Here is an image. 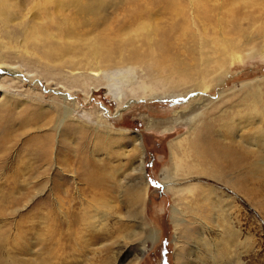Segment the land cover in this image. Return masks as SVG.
Segmentation results:
<instances>
[{
  "label": "rangeland",
  "instance_id": "rangeland-1",
  "mask_svg": "<svg viewBox=\"0 0 264 264\" xmlns=\"http://www.w3.org/2000/svg\"><path fill=\"white\" fill-rule=\"evenodd\" d=\"M250 2L258 4L251 6ZM193 9L198 16L197 24L202 21L208 25L204 36L219 40L224 34L227 41L239 46V56L242 57L241 60L236 58L221 79L211 84L210 90L198 99L189 101V95L162 91L143 98L138 86L146 81L144 73L137 69L134 74H125L112 65L108 69L110 74L114 72L111 75L115 78H101L91 84L88 100L78 83L67 91L59 86L71 100L79 102L81 110L88 113L86 117L91 116L89 120L95 119L93 115L98 110L101 115L109 116L103 118L104 124L101 121L88 122L82 123V127H72L68 120L65 134L69 139L58 140L54 127L64 109L60 101H51L56 94L45 89L56 90L51 83L55 80L66 84L58 75L60 71L37 65L36 59L29 57L34 63L30 69L35 71L40 67L42 79L4 85L11 96L8 104L0 97V264H101L104 260L109 264L113 249L118 247L112 236L129 225L137 231V245L146 239V224L156 226L161 231V238L146 253L141 264H177L173 241L175 229L171 219L175 202L162 183L169 178L168 169L172 168L169 144L182 136L188 130L187 124L196 117L186 118L184 123H188L184 124L176 112L188 114L193 104H203L208 99L221 101L224 104L204 114L213 121V124L210 121L206 124V133L214 137V130L223 123L220 108L227 109V117H232L239 105L250 104L252 95L261 87L264 90V82L255 83L264 78V0H193V5L189 0H124L111 10L108 22L97 26L80 27L84 26L83 21L74 18L78 32L87 35L108 29L107 34L121 36L145 21L160 24L161 35L154 40V52L150 57L166 50L170 63L174 64L175 56H178L177 41L185 34L195 33L194 25L189 23ZM177 14L179 18L175 16ZM47 27L52 28V25L47 23ZM197 27L200 29L201 23ZM221 28L222 34L219 32ZM22 40V37L18 39L19 44ZM255 41L258 42L257 49L253 48ZM250 82L255 84L248 86ZM119 100L129 103L120 113L117 112ZM168 120L173 123L163 124ZM156 121L160 122L159 125ZM125 129L127 134L120 137L119 130ZM105 133L113 135L109 142ZM135 135L143 137L146 151L147 221L138 216L139 222L143 223L141 226L120 222L112 213L110 229L96 228L94 222L103 217L97 215V209L93 205L90 207L89 203L95 204L98 197L115 206L116 211L125 212L130 206L129 195L132 193L130 186L126 185L133 177L126 166L116 179L105 176L101 187L93 188L87 174L95 168L97 156L109 150L113 156L118 153V142L132 148ZM258 142V147L242 158L234 175L228 169H222V176H218L239 191V209L235 211L239 233L231 248L222 247V257L217 258L216 264H264V138ZM97 145L98 150L104 151L94 155ZM124 162L127 161L124 159ZM121 163L119 160L117 165ZM122 177L125 178L123 184ZM207 180L220 187L219 181ZM210 225L215 229L206 233L218 242L219 229L212 223ZM192 228L196 235L198 228ZM184 237L190 242L187 234ZM135 254V249L131 248L125 254L127 258L121 256L117 264H133Z\"/></svg>",
  "mask_w": 264,
  "mask_h": 264
},
{
  "label": "bare ground",
  "instance_id": "bare-ground-1",
  "mask_svg": "<svg viewBox=\"0 0 264 264\" xmlns=\"http://www.w3.org/2000/svg\"><path fill=\"white\" fill-rule=\"evenodd\" d=\"M189 1L193 5V0ZM123 2L124 0H0V97L5 99L3 103L8 104L11 96L4 85L42 79L40 67H36L35 71L30 69L34 63L30 62L29 57H34L37 65L59 70L58 75L66 84L55 80L51 83L56 86V90H45L54 92L56 96H53L51 101L53 103L60 101L64 109L62 117L54 127L56 137L58 140H68L65 134L68 120L72 127H82V123L97 121L104 124L103 118L105 116L107 118L109 114L103 116L98 110L94 112L95 119L89 120L91 116L86 117L88 113L81 110L79 102L71 100L70 95L60 91L59 86L67 91L73 84L78 83V86L83 87L88 100L91 94L88 89L91 84L99 82L101 78H115L111 75L114 72L110 74L108 69L109 66L115 65L117 71L125 74L130 72L134 74L140 69L146 81L151 80L150 83L140 82L138 86L143 98L162 91L165 94L189 95V101H192L206 94L210 90V85L221 79L236 58L239 60L242 58L239 56L241 54L239 46L226 40L222 28L219 31L222 34L219 40L204 36L208 31V25L199 21L201 30L197 27L198 16L194 9L189 23L194 25L192 27L195 33L185 34L177 41L175 49L178 56H175L174 64L170 63L166 50L150 57L154 52V40L162 31V26L153 21H145L136 29L129 30L121 36L107 34L108 29L90 35L78 32L74 18L83 21L84 26L80 27H94L108 22L111 10ZM248 4L256 6L258 3ZM175 16L178 17V14ZM47 23L51 24L52 28H48ZM20 37L23 38L21 44L18 42ZM256 41L253 44L254 49L258 48ZM13 55L17 57H12ZM120 79L123 80V77ZM263 82L264 78L255 81L258 84ZM253 83H248V86ZM262 89L261 87L252 95L250 104L245 102L239 105L232 117H227V109L220 108L219 116H222L223 123L218 124L214 130V137H209L206 133V124L209 121L213 124V121L204 114L224 104L221 101L208 99L203 104H193L190 109L192 111L188 114L176 112L181 116L179 120L183 123L186 118L196 117L190 124L185 122L188 123V130L169 144L172 168L168 169L169 178L162 183L173 195L175 202L171 209V219L175 229L173 241L176 246L177 264H216L217 258L222 257V247L227 245L231 248L237 241L239 221L235 211L239 209L237 208L239 191L233 184L230 187L218 176H222V169H228L234 175L242 158L250 154L252 149L255 150L258 141L264 138ZM221 99L222 96L219 100ZM119 101L118 113L123 106L129 105L124 100ZM159 123L156 121V125ZM172 123V120L163 122L165 125ZM119 132L122 133L120 137L127 134L126 129ZM105 136L109 142L113 135L105 133ZM132 141H134L132 148L118 142L120 148L114 156L110 150L104 155L101 154L102 156H97L95 168L87 174L93 188H100L105 176L112 180L116 179V175L123 173L126 166L133 177V179L130 177L126 185L130 186L132 193L129 195L130 206L125 212L116 211L115 206L98 197L95 198V204L89 203L90 207L93 205L97 209V215L103 217L101 221L94 222L96 228L110 229L112 213L120 222L141 226L143 223L139 222L140 218L147 221L145 205L149 182L146 175L144 139L140 135H135ZM94 149H96L94 155L104 151L98 150V145ZM124 159L127 162H124ZM119 160L122 163L117 165ZM124 179L122 177V184ZM207 179L219 181L217 184H220V187L210 184ZM126 186L124 187L127 188ZM138 216L140 218H137ZM210 223L219 229L221 235L218 242L206 233L207 230L215 229ZM193 226L198 228L196 235L193 233ZM146 228L148 234L145 241L141 240L137 245H135L137 231L134 227L126 225L125 229H119L118 233L112 236L117 240L118 247L113 249L109 264H117L120 257L126 256V252L131 248L136 252L133 264H141L146 253L161 238V231L156 226L146 224ZM139 229L142 230L141 227ZM186 234L190 237V242L184 240ZM101 264L107 262L104 260Z\"/></svg>",
  "mask_w": 264,
  "mask_h": 264
}]
</instances>
